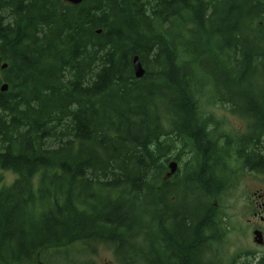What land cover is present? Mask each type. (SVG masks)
I'll return each instance as SVG.
<instances>
[{
  "label": "trees",
  "instance_id": "16d2710c",
  "mask_svg": "<svg viewBox=\"0 0 264 264\" xmlns=\"http://www.w3.org/2000/svg\"><path fill=\"white\" fill-rule=\"evenodd\" d=\"M206 58L226 80L212 100L250 116L227 135L242 158L251 135L264 145V0H0V264H79L73 245L108 244L119 264L224 256ZM171 159L183 172L166 178Z\"/></svg>",
  "mask_w": 264,
  "mask_h": 264
},
{
  "label": "rangeland",
  "instance_id": "374dc122",
  "mask_svg": "<svg viewBox=\"0 0 264 264\" xmlns=\"http://www.w3.org/2000/svg\"><path fill=\"white\" fill-rule=\"evenodd\" d=\"M203 70L207 71L212 69L213 72H208V75L204 76L202 79L206 82H209V86H206V89L203 92L202 100V110L213 116L214 119L223 121L222 128L224 130H233L238 134H242L247 130V121L242 116L233 113L228 104H211L208 96H211L215 91L216 84L217 86L223 85L226 83L225 77L220 73L214 66L213 63L206 58L202 65ZM216 95V94H214ZM227 132V131H225ZM220 154V153H219ZM229 154V153H227ZM192 157V154L185 155L183 158L185 161H189ZM237 156L234 151H230V154L226 156L225 153L221 152L219 159L222 165L227 166L230 169L231 174V187L226 190L217 198V202L220 204V209L223 212L225 222H228L230 232L226 237V242L224 245L220 246L222 252L226 256H238L239 253L244 251H256L261 255L264 253V248L259 247L254 242L253 233L250 232V228H254L255 225H259L264 228V221H261L260 216H254V211H259L260 208L255 204L257 200H264V174L255 175L247 173L246 175L240 172L238 178L232 177V171L236 170L235 165L237 164ZM179 162V171L178 174L183 172V164ZM5 174V184H10L14 181L16 175L11 171H3ZM36 177V181L38 180ZM182 194V190L179 191V196ZM183 195V194H182ZM195 199V197H194ZM196 200V199H195ZM188 202L191 206H198L196 201L188 199ZM218 204V205H219ZM261 215L264 216V208L261 209ZM252 233V234H251ZM73 252L70 256L86 262L87 260L91 261L93 264H119L116 262L115 254L112 250V247L108 244H101L95 253H82L80 255L79 245H73ZM68 251V252H69ZM67 252V253H68ZM63 256V253L60 252ZM53 261L64 262L65 258H53Z\"/></svg>",
  "mask_w": 264,
  "mask_h": 264
},
{
  "label": "flooded vegetation",
  "instance_id": "af4514ba",
  "mask_svg": "<svg viewBox=\"0 0 264 264\" xmlns=\"http://www.w3.org/2000/svg\"><path fill=\"white\" fill-rule=\"evenodd\" d=\"M247 121V126H248V118H245ZM223 121L211 119V122L209 123L208 130H210V134L208 136V139H217L218 141V149L216 150L214 147L209 148L205 147L204 151L208 155L207 161V168L211 167L212 165L216 164L217 168L219 169L217 173H220L221 171L226 168L225 165H222L219 156L221 152L225 153L226 156L229 154L227 149H228V144L226 143V134L225 131L229 130H224L222 128L223 126ZM203 125V124H201ZM256 133V131H255ZM222 136V138H220ZM256 137V136H255ZM255 137L250 138L251 144H245L242 146L241 150L243 151L244 156L242 158H239L237 150H234L235 159H237V164L235 165V169L232 171V177L238 178L240 176V172L244 173L245 175L247 173L249 174H262L263 172L261 170H257V168H260L262 165H264V146L261 143V139H256ZM230 149V148H229ZM203 153V151H202ZM200 153L199 147L196 146L195 153H194V158L196 165L199 164L200 160ZM220 153V154H219ZM203 158V157H202ZM255 204L259 206L260 210L254 211V216H260L261 221H264V216L260 214L261 209L264 208V200H257L255 201ZM203 232H208L211 228H203ZM250 232L253 233V239L256 245L259 247L264 248V228H262L259 225H255L254 228H250ZM222 233L220 230H218V235L222 236ZM251 233V234H252ZM206 236V235H204ZM226 242V239H225ZM225 242H219L218 245L222 246L224 245ZM217 245V247H218ZM203 250H201V257H194L193 259H188L186 258V261L189 260V262L193 264H264V253L261 255L256 251H244L243 253H239L238 256H226L225 250H224V256H212L213 253L211 254L209 247H203ZM221 252V251H220ZM219 252V254H221ZM116 258V257H115ZM150 259V258H149ZM181 262V258L178 257L179 260H177L176 257H162L160 259V264H165L166 262L172 261V260ZM89 261V260H87ZM86 261V262H87ZM92 261V259H91ZM91 261H89V264H93ZM136 262L137 260H132ZM80 262L79 264H87L84 261L78 260ZM116 262L119 263L118 259L116 258ZM138 264H148V263H142L141 261Z\"/></svg>",
  "mask_w": 264,
  "mask_h": 264
},
{
  "label": "water",
  "instance_id": "95a60500",
  "mask_svg": "<svg viewBox=\"0 0 264 264\" xmlns=\"http://www.w3.org/2000/svg\"><path fill=\"white\" fill-rule=\"evenodd\" d=\"M65 1L73 3V4H79L83 0H65ZM6 67H7V64H4L3 68H6ZM133 67H134L135 76L137 78H141V77H143L145 75L146 69L143 66V63H142V61H141V59H140V57L138 55L134 56V58H133ZM0 89H1L2 92L7 91L9 89V84L8 83H3L1 85V87H0ZM170 168H171V171H170V173L168 175H171V174L176 172V170L178 168V163L176 161L171 162L170 163Z\"/></svg>",
  "mask_w": 264,
  "mask_h": 264
}]
</instances>
